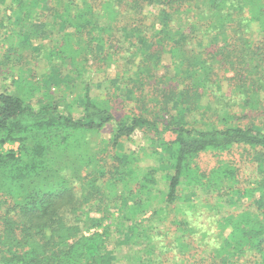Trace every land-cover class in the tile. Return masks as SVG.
Masks as SVG:
<instances>
[{"label":"trees","instance_id":"16d2710c","mask_svg":"<svg viewBox=\"0 0 264 264\" xmlns=\"http://www.w3.org/2000/svg\"><path fill=\"white\" fill-rule=\"evenodd\" d=\"M0 13L4 27L42 25L48 60L71 62L82 88L66 108L26 103L20 81L0 88V147L19 143L0 150V264H106L114 226L125 264H264V121L242 126L231 110L264 111V0H4ZM227 72L230 99L210 97ZM155 77L166 85L150 100L166 115H116L111 85L135 95ZM136 133L159 150L126 152ZM233 147L258 154L247 182L245 159L195 162Z\"/></svg>","mask_w":264,"mask_h":264},{"label":"rangeland","instance_id":"374dc122","mask_svg":"<svg viewBox=\"0 0 264 264\" xmlns=\"http://www.w3.org/2000/svg\"><path fill=\"white\" fill-rule=\"evenodd\" d=\"M3 1L4 0H0V4H2ZM150 9L152 13H156L159 10L156 6H150ZM7 14H10V12H8ZM1 18L4 21L6 19L5 16H1ZM7 21L8 26L6 27H4L0 22V88L5 87L12 92H15V90H17L18 92V83L20 81L22 83L21 91H23L24 95L30 96V98L25 101L26 103L37 107L40 102L50 100V102H54L59 106L66 108L65 106H67V104L72 103L75 93H78L77 87L81 88L79 83L77 85L71 84L73 76L72 74L74 73L73 64L69 61L62 62L58 60H48L50 48L43 44L47 43L45 39H43L42 41V37L47 36L48 34L47 31L42 27V25L38 26L37 22H31L29 28L28 26L25 28L21 26L20 28V25H18V17H11V19H8ZM30 27H32V31H36L34 32V34L28 33V29H30ZM6 30H11L10 37H7V34L5 32ZM22 31L23 33H26L28 35H26L28 41L20 40ZM55 33L57 34L56 31ZM48 36L51 37V35ZM7 55L9 57H6ZM168 62L169 58L168 56H165L162 60V64L165 65L168 64ZM158 71L160 74H163L164 68L160 67ZM231 75L232 72H227L225 73L224 77L220 76L219 86L221 87V89L218 90L217 88H215L212 91L210 97L214 96L217 100L226 96V100L230 99L231 96L228 84H230L229 78ZM102 76L103 77L96 76L95 78H93L94 82L98 83V81L100 82L104 78H113L114 69L105 72ZM156 78L157 77L152 79V82L149 85L150 88L147 86L142 93L137 92L135 93V95H132V93L128 91L124 84H120V86H118L119 88L116 85H111L110 87L112 88V90L109 98L111 101V106L116 115L126 116L132 113H145V115H149L153 118H155L156 116H161L162 114L166 115L167 113H164L165 111L160 108L158 103H154L150 100L152 96H149V93H151L150 95L155 96L154 90L157 87H163L164 85H166L164 79L160 78V80L156 81ZM147 89H150V91L147 92ZM91 93L92 95H97L99 97L104 96L103 89L101 88L94 87ZM262 93L264 94V91H262ZM263 94L261 97H263ZM139 97H142V99H140ZM207 100V96L203 95L201 99L202 104H206ZM231 104L233 105L234 102H232ZM232 105L231 110L236 114L235 118L233 119V123L238 122V124L242 126L251 125L253 123L257 124L258 127L259 125L263 124V110H261V112L258 110L251 111L249 107L241 109L237 106L238 104L233 106ZM80 107L81 106L79 104L76 107L72 108V112L77 114L80 110ZM146 108L148 109L146 110L147 112L145 111ZM208 115L211 116V118L209 119H211L212 121L214 120V122L219 118L213 114ZM204 118L208 119L207 115L204 116ZM198 119L200 120L201 118L198 117ZM196 123L201 124L199 121H197V119ZM110 129L111 127L108 126L105 129L103 135L108 137V131H110ZM18 145V142H5L1 145L0 150H14L15 152H17ZM124 147L126 152H133L136 155L138 152H141V148L143 147L144 151L147 154L146 156H150L152 154V151H154L155 149L159 150L156 145H150V143H148L146 139L144 140V137H142L139 133L134 134L131 140H126L124 142ZM257 155L258 154L253 150H244L243 147H233L229 151L224 152L202 153L195 159V162L199 165V167H202L203 169H208L209 167L215 166L220 162H227L239 168L241 165V161L245 159L241 175L243 176V178H245L243 181L247 182L248 180L252 179L251 177H253L254 175L253 172L255 167L251 165H248L247 167V161L248 159L255 160ZM146 159L148 160V158ZM192 195L193 194L189 192L185 184H182L181 189L178 192V196L180 197V199L186 201L187 199L192 197ZM149 217H151V214L147 213L143 217H140L139 220L144 221ZM163 230L164 229L161 228L160 231ZM162 243H164V241ZM106 248L109 251H112V254H110V256H107L105 259L106 264H111L112 262V264L126 263V260L123 259V254L127 250H129V247L123 244V235L118 230H116L115 226L109 232L106 241Z\"/></svg>","mask_w":264,"mask_h":264}]
</instances>
